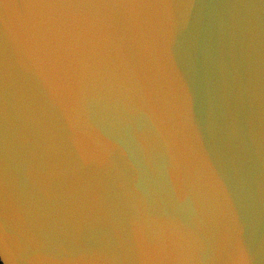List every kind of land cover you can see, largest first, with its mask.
Here are the masks:
<instances>
[{
	"label": "water",
	"instance_id": "1",
	"mask_svg": "<svg viewBox=\"0 0 264 264\" xmlns=\"http://www.w3.org/2000/svg\"><path fill=\"white\" fill-rule=\"evenodd\" d=\"M63 8L0 0V264H264V0Z\"/></svg>",
	"mask_w": 264,
	"mask_h": 264
},
{
	"label": "clouds",
	"instance_id": "2",
	"mask_svg": "<svg viewBox=\"0 0 264 264\" xmlns=\"http://www.w3.org/2000/svg\"><path fill=\"white\" fill-rule=\"evenodd\" d=\"M37 8L36 26L41 37L59 46L72 36L76 24L75 13L64 10L65 4L88 3L91 0H31Z\"/></svg>",
	"mask_w": 264,
	"mask_h": 264
}]
</instances>
